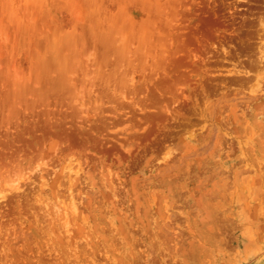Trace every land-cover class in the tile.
I'll return each instance as SVG.
<instances>
[{"label":"rangeland","instance_id":"374dc122","mask_svg":"<svg viewBox=\"0 0 264 264\" xmlns=\"http://www.w3.org/2000/svg\"><path fill=\"white\" fill-rule=\"evenodd\" d=\"M1 193L0 264H264V0H0Z\"/></svg>","mask_w":264,"mask_h":264},{"label":"bare ground","instance_id":"6f19581e","mask_svg":"<svg viewBox=\"0 0 264 264\" xmlns=\"http://www.w3.org/2000/svg\"><path fill=\"white\" fill-rule=\"evenodd\" d=\"M239 73H240V72H239ZM70 177H71V176H70ZM72 177H73V176H72ZM4 193H5V192H4ZM4 193H1V194H2V195H0L1 198H4V197H5V196H3ZM6 198H7V197H6Z\"/></svg>","mask_w":264,"mask_h":264}]
</instances>
